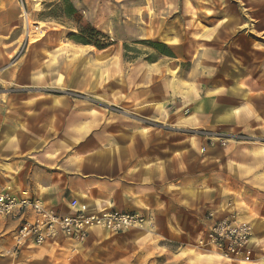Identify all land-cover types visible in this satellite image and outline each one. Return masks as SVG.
Instances as JSON below:
<instances>
[{"label":"rangeland","instance_id":"rangeland-1","mask_svg":"<svg viewBox=\"0 0 264 264\" xmlns=\"http://www.w3.org/2000/svg\"><path fill=\"white\" fill-rule=\"evenodd\" d=\"M68 1L75 8L72 15L65 12L64 0L1 3L0 34L11 30L16 35L15 53L4 56L0 52V69L8 63L16 69L18 131L37 138L40 131L36 126L43 116L39 128L49 133L48 144L54 148L47 154V170H63L74 155L90 157L97 152L96 147L104 153L106 123L114 128L138 124L148 130L151 119L143 116H160L155 121L160 129V144L177 146L175 154L166 155L177 156L178 175L187 174L182 179L186 184L178 180L173 190L186 192L198 205L210 203L205 197L217 191V162L223 160L218 149L235 143L264 147V129L251 131L242 127L239 131L231 120L220 127L212 122L192 123L196 110L186 103L185 95L178 102L173 99L174 92L173 103L168 105L153 97L150 90L143 92L147 89L144 80L147 83L155 73L148 64L156 59L149 42L170 41L169 33L199 38V34H189L191 27L198 25L210 32V27L219 24L230 37L218 44L220 52L214 58L215 64L208 65L207 58L201 57L193 68L187 61L190 57L182 55L188 44L184 41L176 48L180 56L167 60L173 62L169 72L175 81L190 71H195L198 81L205 84L224 79L227 85L240 80L242 90L233 91L235 99L226 97L224 102L225 109L232 113L229 116H264V97H260L264 96V88H259L262 92L256 103L244 89L245 78L264 82V0ZM81 28L99 32L96 41L106 48L75 41L72 34L79 35ZM211 45L196 42L197 50H207ZM0 82L5 83L3 78ZM146 101L155 102L145 104ZM200 140H204L207 151L199 148ZM82 146L85 149L78 152ZM1 160V167H6L5 173L9 174ZM201 170L208 174L207 184L195 182ZM14 182L2 179L0 189L24 188L21 185L16 189ZM225 211L234 212L232 207ZM209 212L204 213L206 219ZM248 223L254 229L250 245L253 254L245 262L229 261L216 254L207 256L211 249L199 243L195 228L189 233L175 228L176 233L170 234L150 225L123 233L95 229L83 242L60 238L57 245L25 244L17 254L9 251L11 233L0 235V264L9 263V259L14 264H264V218Z\"/></svg>","mask_w":264,"mask_h":264},{"label":"crops","instance_id":"crops-1","mask_svg":"<svg viewBox=\"0 0 264 264\" xmlns=\"http://www.w3.org/2000/svg\"><path fill=\"white\" fill-rule=\"evenodd\" d=\"M5 1L10 2V0H0V7ZM8 7H10L9 4ZM27 23L29 26V22ZM220 27L216 24L215 27H210V30L212 29L210 32H205L198 25L193 26L189 34H199V38L195 39L190 35V37H184L169 33L170 41L156 40L164 44L171 55L156 49L152 50L156 53V59L148 64L152 65L155 73L153 72L151 79L147 78V83H145L146 79L144 80L147 89H143V92L150 90L153 97L158 98L159 101L165 100L163 102L168 105L173 103L171 100L178 101L185 95L186 103L196 110V116L190 120L192 123L198 120L201 123H216L220 127L225 126L227 120H231L240 129L239 131L242 127L251 131L264 129L262 123L264 116H229L232 113L224 107L226 97L232 96L235 99L233 91L242 90L240 80L227 85H224V79L211 83L208 81L205 84L204 81H198L195 71H190L180 74L175 81L172 73L169 72L173 62L167 60H175L180 56L176 48L183 45L184 41L188 44L183 49L182 55L190 57L187 61L192 63L193 68L197 58L201 57L207 58L208 65L215 64L214 58H217L220 52L218 44L230 37V34H226ZM174 38H178V41L173 40ZM197 40L205 45L209 42L213 45L207 50L202 48L197 50ZM0 41V52L2 51L4 56L15 53L16 35L11 30L0 34ZM214 70L216 71V68ZM1 78L5 83L0 82V163L3 158V162L8 166L9 174L5 173L7 168H2L0 165V184L2 179L7 183L15 180L14 183L18 187L16 189H20L21 185L24 188L0 190L35 198L61 214L73 213L69 202L74 198L88 203L91 211L109 208L123 212L150 213L153 216V226L160 232L173 234L176 233L175 228H179L189 233L195 228L197 229L196 237L207 224L205 211L206 213L213 211L217 216H222L227 214L225 211L227 208L232 207L233 213L240 220L258 223V217L264 218V147L235 143L219 148L218 154H221L223 160L217 162V191L215 194L214 192L206 194L205 201L210 203L202 202L200 205L186 192L177 193L173 190L176 187L174 182L178 180L186 184V181L182 179L187 174L183 172L178 175L177 156L166 155L167 153L175 154L177 146L160 144V129H157L158 125L155 123L160 116H143L144 119H151L149 120L151 122L144 120L150 124L148 130L138 124L114 128L112 124L106 123L104 153L99 151L100 147H96L97 152L90 157L81 158L74 155L66 162L63 170L49 171L47 170V154L54 148L48 144L49 133L44 132L42 126L39 128L43 116H40L41 120L36 126V131H40L37 138L33 139L31 135L18 131L16 69L8 63L0 69ZM244 81V89L251 101L254 100L256 103L257 95L261 91L259 88H264V82L258 83L256 79L247 78ZM186 83L190 86L187 87ZM174 92L176 94L173 98ZM153 102L155 101L144 103L152 104ZM199 143V148L206 150L204 140H200ZM84 147L82 146L78 152L83 151ZM209 151L212 149L210 148ZM200 168L203 170V166ZM197 181H200V184H207L208 174L202 171L195 177V182ZM16 227L17 222L10 218L0 220V235L11 233L13 238L9 251L14 245ZM57 241L46 245H57ZM25 244L39 246L32 241H27ZM212 254L216 253H210L207 256ZM7 264L14 263L9 259Z\"/></svg>","mask_w":264,"mask_h":264},{"label":"built area","instance_id":"built-area-1","mask_svg":"<svg viewBox=\"0 0 264 264\" xmlns=\"http://www.w3.org/2000/svg\"><path fill=\"white\" fill-rule=\"evenodd\" d=\"M69 207L73 213L61 214L35 198L0 190V220L10 218L17 222L11 252L17 254L27 241L36 245L51 244L60 238L83 242L94 229L123 233L153 225L150 213L114 209L91 211L88 203L76 198L69 202ZM253 233V226L240 221L235 213L216 216L209 212L198 241L223 259L245 262L253 254L250 247Z\"/></svg>","mask_w":264,"mask_h":264},{"label":"trees","instance_id":"trees-1","mask_svg":"<svg viewBox=\"0 0 264 264\" xmlns=\"http://www.w3.org/2000/svg\"><path fill=\"white\" fill-rule=\"evenodd\" d=\"M66 3H67V9H66V13L69 14V15H72L75 13V8L73 7L72 3L68 0H64ZM87 32H89V36H86L87 35ZM99 32H97L96 30L94 29H91V28H81V32L79 35L77 34H72V37L74 38L75 41L79 42V43H82V44H85V45H89V44H94L96 47H98L99 49H104L106 48V46H101L99 44L98 41H96V35H98ZM150 45L160 51L161 53H167L168 55H171V52L169 51V49L164 45V44H161L159 42H149Z\"/></svg>","mask_w":264,"mask_h":264},{"label":"bare ground","instance_id":"bare-ground-1","mask_svg":"<svg viewBox=\"0 0 264 264\" xmlns=\"http://www.w3.org/2000/svg\"><path fill=\"white\" fill-rule=\"evenodd\" d=\"M212 253H214V252H212Z\"/></svg>","mask_w":264,"mask_h":264}]
</instances>
